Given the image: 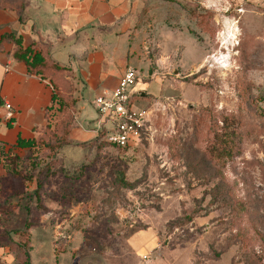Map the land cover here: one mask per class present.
Masks as SVG:
<instances>
[{"label": "rangeland", "instance_id": "rangeland-1", "mask_svg": "<svg viewBox=\"0 0 264 264\" xmlns=\"http://www.w3.org/2000/svg\"><path fill=\"white\" fill-rule=\"evenodd\" d=\"M152 1L134 107L172 111L152 143L97 157L55 148L50 112L0 177V264H264V0ZM223 118L238 122L233 155L210 150Z\"/></svg>", "mask_w": 264, "mask_h": 264}, {"label": "crops", "instance_id": "crops-1", "mask_svg": "<svg viewBox=\"0 0 264 264\" xmlns=\"http://www.w3.org/2000/svg\"><path fill=\"white\" fill-rule=\"evenodd\" d=\"M151 3L152 0H0V38L13 34L20 39L22 48L33 42L49 43L52 60L69 71L75 119L80 126L71 131L69 140L77 147H87L89 154L93 148L87 144L96 138L93 100L109 97L127 69L140 71L142 65L151 69L138 29ZM12 51L11 43H3L0 104H9L11 110L0 111V144L6 152L19 156L26 151L13 149L16 141L36 138L37 130L45 125L52 88L47 80L28 76L25 65L13 59ZM3 174L0 164V177Z\"/></svg>", "mask_w": 264, "mask_h": 264}, {"label": "trees", "instance_id": "trees-1", "mask_svg": "<svg viewBox=\"0 0 264 264\" xmlns=\"http://www.w3.org/2000/svg\"><path fill=\"white\" fill-rule=\"evenodd\" d=\"M18 21H20V15L18 14ZM3 43H11L13 45L12 57L17 62H21L26 67V73L28 76H38L41 80H47L52 88V96L50 106L45 109V125L37 130V137L29 140H17L13 149H21L29 152L41 142V139L45 138V131L49 127L48 114L55 109L62 113V118L53 127V132L50 136L53 138L55 148H66L71 146L69 135L73 130V120L69 116V112L75 110V101L72 98L73 86L70 82V75L67 69L59 67L51 58L49 43L45 42H33L28 47L22 48L20 39L15 37L13 34L3 35L0 38V50L2 49ZM230 121L229 124L227 122ZM238 130V122L233 118H223L221 132L216 136L215 140L210 146V150L214 153H222L223 155H233L232 153L237 152V144L240 139ZM103 134H99L91 142L95 157L99 154L101 147L113 150V152L122 154L127 152L134 147H116L102 141ZM137 147V146H136ZM105 150H103L104 152ZM106 153V152H104ZM19 160L18 156L11 153L10 150L7 152L4 150V146L0 144V164L4 170V177L8 175V167L10 169ZM96 160L92 162L95 164ZM128 163H124L125 169L133 172L131 166H127ZM13 172V169L11 170ZM116 177L120 178V181L125 178L121 172H116ZM25 264H29L28 255H25Z\"/></svg>", "mask_w": 264, "mask_h": 264}, {"label": "built area", "instance_id": "built-area-1", "mask_svg": "<svg viewBox=\"0 0 264 264\" xmlns=\"http://www.w3.org/2000/svg\"><path fill=\"white\" fill-rule=\"evenodd\" d=\"M138 73L127 69L109 97H96L92 108L96 113V136L103 134L102 141L116 147H134L142 142L152 143L156 134L154 127L158 115L166 118L172 111L169 100H154L144 109L134 107L132 86ZM10 112L9 104H0V111ZM169 120L167 122L170 123ZM164 135L169 131L166 125Z\"/></svg>", "mask_w": 264, "mask_h": 264}, {"label": "water", "instance_id": "water-1", "mask_svg": "<svg viewBox=\"0 0 264 264\" xmlns=\"http://www.w3.org/2000/svg\"><path fill=\"white\" fill-rule=\"evenodd\" d=\"M138 96H139V98H143L145 95H144V93H138Z\"/></svg>", "mask_w": 264, "mask_h": 264}]
</instances>
